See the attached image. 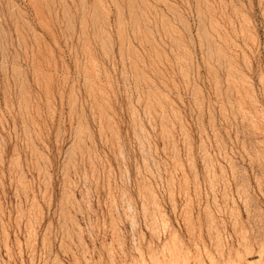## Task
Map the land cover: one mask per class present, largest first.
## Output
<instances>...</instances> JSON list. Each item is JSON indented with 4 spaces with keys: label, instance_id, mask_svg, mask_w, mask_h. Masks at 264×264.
<instances>
[{
    "label": "rangeland",
    "instance_id": "obj_1",
    "mask_svg": "<svg viewBox=\"0 0 264 264\" xmlns=\"http://www.w3.org/2000/svg\"><path fill=\"white\" fill-rule=\"evenodd\" d=\"M0 264H264V0H0Z\"/></svg>",
    "mask_w": 264,
    "mask_h": 264
}]
</instances>
